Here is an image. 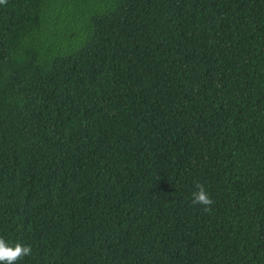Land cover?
Returning <instances> with one entry per match:
<instances>
[{
  "label": "trees",
  "instance_id": "1",
  "mask_svg": "<svg viewBox=\"0 0 264 264\" xmlns=\"http://www.w3.org/2000/svg\"><path fill=\"white\" fill-rule=\"evenodd\" d=\"M0 237L15 264H264V0L0 4Z\"/></svg>",
  "mask_w": 264,
  "mask_h": 264
},
{
  "label": "clouds",
  "instance_id": "2",
  "mask_svg": "<svg viewBox=\"0 0 264 264\" xmlns=\"http://www.w3.org/2000/svg\"><path fill=\"white\" fill-rule=\"evenodd\" d=\"M5 0H0V4H4ZM196 191L193 192L192 204L200 205L204 212H211L213 200L207 192L205 186L199 182L195 183ZM31 246H24L21 243L14 245L6 242L0 237V264H15L17 260L31 254Z\"/></svg>",
  "mask_w": 264,
  "mask_h": 264
}]
</instances>
